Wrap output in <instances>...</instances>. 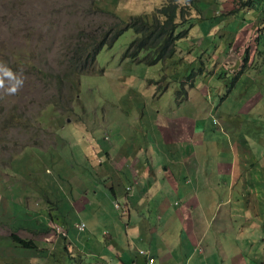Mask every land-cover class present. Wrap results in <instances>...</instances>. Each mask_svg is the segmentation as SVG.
Instances as JSON below:
<instances>
[{
	"label": "rangeland",
	"instance_id": "rangeland-1",
	"mask_svg": "<svg viewBox=\"0 0 264 264\" xmlns=\"http://www.w3.org/2000/svg\"><path fill=\"white\" fill-rule=\"evenodd\" d=\"M158 1L0 0V254H5L0 256V264H61L58 259L64 256L53 255L67 252L60 250L65 240L61 227L78 229L79 222L86 225L97 219L98 208H108L106 199L111 197H103L101 191L110 190L98 175L97 161L93 163L88 132L96 139L97 148L102 142L109 144L106 149L110 153L123 150L128 141L151 146L154 154L149 162L163 164L160 157L173 152L174 146L159 145L149 127L152 117L175 116L190 109L188 104L194 97L187 101L180 98L184 94L178 82L181 75L190 72L187 65L197 73L204 71L201 78L194 79L206 84L205 107L213 101L219 110L231 112L246 95L251 105L243 116L257 121L260 112L264 121V33L245 35L243 49L249 47L246 40L251 44L256 40L257 53L246 77L239 80L237 65L217 68L210 58L215 45L225 40L222 30L205 36L201 44L198 38L188 37L192 44L187 47V63L174 52L145 64L122 56L133 35L128 27L110 45H101L93 68L76 72L73 43L80 32L89 40H100L113 26L115 15L125 20L135 13L149 12ZM194 2L182 6L185 16L189 7L195 8L191 5ZM240 6L241 2H234L232 17L220 23L223 30L235 31L246 18L253 22L264 8V0H252L246 10ZM196 21L206 29L213 19ZM186 42L179 39L176 45L181 48ZM226 49L235 55L241 47H231L230 51L228 45ZM64 69L68 73L57 85L54 75ZM13 86L17 89L14 93L10 91ZM202 152L210 157V145L202 144ZM119 174L122 176V169ZM69 189L96 193L88 196L92 203L85 209L73 212L58 199L60 191ZM49 200L58 201L57 214ZM9 231L32 240L34 247L13 245L17 243L7 236Z\"/></svg>",
	"mask_w": 264,
	"mask_h": 264
},
{
	"label": "crops",
	"instance_id": "crops-1",
	"mask_svg": "<svg viewBox=\"0 0 264 264\" xmlns=\"http://www.w3.org/2000/svg\"><path fill=\"white\" fill-rule=\"evenodd\" d=\"M191 1L175 0L181 6H190ZM235 1H244L240 6L243 10L252 6V0H195L191 4L195 8L189 7L183 21L186 34L179 38L187 42L175 48L180 61L189 57L187 47L192 42L188 37L198 38L201 44L205 36L222 30L225 40L215 45L210 55L213 64L217 68L237 65V79L246 77L257 44L256 40L254 44L246 40L249 47L245 51L242 41L251 32L252 36L264 33V8L253 22L246 18L235 31L223 30L220 23L232 17ZM152 9L140 13L148 14ZM206 17L213 22L202 29L205 25L196 19ZM228 45L230 51L231 47L241 49L230 55ZM187 69L190 72L181 75L178 82H187L186 77L190 80V86H185V101L194 97L188 104L190 109L151 119L149 129L159 145L174 146L173 152L160 157L163 164L149 162L154 154L151 146L128 141L123 150L110 153L106 149L109 144L102 142L97 148L96 139L87 131L93 163L97 161L98 175L110 190L101 191V195L111 199H106L108 208H98L97 219L87 221L83 229L61 227L68 253L53 254L64 256L58 259L61 264H144L141 250L148 253L151 264H256L260 256L259 264H264V121L260 112L257 121L243 116L251 105L246 95L231 112L219 110L213 101L205 107L206 84L194 79L201 78L204 71L197 73L190 65ZM202 144L210 145V157L203 156ZM91 193L96 190L69 189L60 191L58 199L68 210L81 211L92 203L88 200ZM49 202L57 214L58 201Z\"/></svg>",
	"mask_w": 264,
	"mask_h": 264
},
{
	"label": "trees",
	"instance_id": "trees-1",
	"mask_svg": "<svg viewBox=\"0 0 264 264\" xmlns=\"http://www.w3.org/2000/svg\"><path fill=\"white\" fill-rule=\"evenodd\" d=\"M239 2L244 3V1ZM109 11L111 12V10ZM176 16H178V19H176ZM115 17L116 20L113 26L102 34L100 40L95 38L89 40L85 38V33L80 32L73 43V64L76 67L77 73H85L87 70L93 68L95 55L101 45L104 43L110 45L128 27L132 29L133 35L126 43L122 56L145 64H153L158 60L170 57L175 51L176 39L184 36L186 33L185 28H178L185 20L184 8L178 5L175 0L163 1L148 14L135 13L125 20L121 19L118 15H115ZM67 73L68 70L64 69L61 74L54 75V78L57 79V85L61 83V80L65 79ZM185 79L189 80L188 77ZM179 84L184 94L180 98H184L186 92L182 87V83L179 82ZM57 99L60 98L57 97ZM64 109H69L67 103H65ZM47 229L45 227V231ZM7 236H11L17 243L13 245L23 248L34 247L32 240L22 238L16 232L9 231ZM61 247L62 249L60 250H66L64 241Z\"/></svg>",
	"mask_w": 264,
	"mask_h": 264
},
{
	"label": "clouds",
	"instance_id": "clouds-1",
	"mask_svg": "<svg viewBox=\"0 0 264 264\" xmlns=\"http://www.w3.org/2000/svg\"><path fill=\"white\" fill-rule=\"evenodd\" d=\"M160 4H161V3H160ZM160 4H159V5H160ZM185 19H186V17H185ZM183 26H184V25H183V23H182L181 25L178 26V28H181V27H183ZM185 34H186V33H185ZM179 38H180V37H179ZM179 38H178V39H179ZM178 39H176V41H177ZM175 48H176V44H175ZM174 52H175V51H174ZM172 55H173V54H172ZM172 55H171V56H172ZM189 81H190V80H187V82H185V81H183V80H180V81H179V82L182 83V87L184 88V90H185V86H187V87L190 86V85H189V86L187 85V83H188ZM18 83H22V81H18ZM16 90H17V89H16L15 86H13V87L10 89V91L13 92V93H14ZM185 92H186V90H185ZM115 205L117 206L116 203H115ZM80 223L83 224V226H82V228H81V229H83V227H84V223H83V222H79L78 225H77V227L79 226ZM78 229H80V228L78 227ZM81 229H80V230H81ZM62 233H63V231H62ZM63 234H64V233H63ZM63 237H64V236H63ZM63 237H62V238H63ZM147 254H148V253H147ZM24 255H25V254H24ZM25 256H28V255H25ZM143 256H144V255H143ZM145 258H146V257H145ZM145 260H146V259H145ZM144 264H145V263H144Z\"/></svg>",
	"mask_w": 264,
	"mask_h": 264
},
{
	"label": "built area",
	"instance_id": "built-area-1",
	"mask_svg": "<svg viewBox=\"0 0 264 264\" xmlns=\"http://www.w3.org/2000/svg\"><path fill=\"white\" fill-rule=\"evenodd\" d=\"M82 226H83V224L80 223L78 227L81 229ZM141 252L144 253V256L146 257L145 264H151L152 262L150 259H148L149 255L147 254V252L146 251L144 252L143 250H141Z\"/></svg>",
	"mask_w": 264,
	"mask_h": 264
},
{
	"label": "flooded vegetation",
	"instance_id": "flooded-vegetation-1",
	"mask_svg": "<svg viewBox=\"0 0 264 264\" xmlns=\"http://www.w3.org/2000/svg\"><path fill=\"white\" fill-rule=\"evenodd\" d=\"M0 256H5V254H0ZM22 256H25V255H22Z\"/></svg>",
	"mask_w": 264,
	"mask_h": 264
}]
</instances>
